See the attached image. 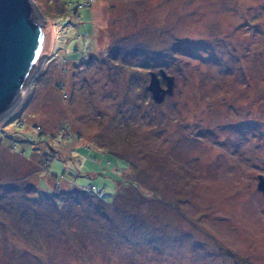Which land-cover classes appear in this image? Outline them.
Returning <instances> with one entry per match:
<instances>
[{
  "label": "rangeland",
  "instance_id": "obj_1",
  "mask_svg": "<svg viewBox=\"0 0 264 264\" xmlns=\"http://www.w3.org/2000/svg\"><path fill=\"white\" fill-rule=\"evenodd\" d=\"M31 1L52 44L0 118V264H264V0Z\"/></svg>",
  "mask_w": 264,
  "mask_h": 264
},
{
  "label": "water",
  "instance_id": "obj_2",
  "mask_svg": "<svg viewBox=\"0 0 264 264\" xmlns=\"http://www.w3.org/2000/svg\"><path fill=\"white\" fill-rule=\"evenodd\" d=\"M51 30L31 0H0V118L25 97L30 78L51 49ZM148 90L160 103L172 94L173 77L160 71L166 88L151 73ZM258 189L264 193V179Z\"/></svg>",
  "mask_w": 264,
  "mask_h": 264
},
{
  "label": "trees",
  "instance_id": "obj_3",
  "mask_svg": "<svg viewBox=\"0 0 264 264\" xmlns=\"http://www.w3.org/2000/svg\"><path fill=\"white\" fill-rule=\"evenodd\" d=\"M84 1V0H83ZM82 3H80V5H77L74 9H73V12H75L77 15H79L78 13H79V9L81 10L82 8H87V9H90L89 8V4H84V5H81ZM72 11V10H71ZM83 149H84V151H91V153H93V151L91 150L92 148H89V147H87V146H84L83 147ZM123 160V159H122ZM123 162H124V164H125V168H127L128 166H129V164L127 163V161H125V160H123ZM50 166V164L48 165V167ZM123 175H121L120 176V181L119 182H117L116 183V195H115V197H114V199L113 200H118L119 198H118V196H119V194H121V189H123V188H127L128 186H129V184H128V177H126L125 178V176L124 177H122ZM131 184H133V186L139 191L138 193H140V195L143 197V199H148V197H149V194H151V193H147L146 191H140V188L141 187H143V184H141L139 181L137 182V181H132V183ZM79 190H80V192H83V189L82 188H79ZM84 192L85 193H87V195L86 196H96L97 197V195L98 194H96L94 191H88V190H84ZM83 192V193H84ZM153 194H154V198L155 197H157L156 195H155V193L153 192ZM152 195V194H151ZM153 196V195H152ZM98 198V197H97ZM158 198V197H157ZM99 200H101L102 202H104L105 204L107 203V202H105L104 200H102L101 198H98ZM134 204H132V206L134 207V209H133V212H134V210L136 211L137 210V213H136V215H142L140 212H139V210H141V208H140V206H138V205H135V202H133ZM134 214V213H133ZM142 216H144V218H142V224H143V222L145 221V220H147V218H146V215H142Z\"/></svg>",
  "mask_w": 264,
  "mask_h": 264
}]
</instances>
